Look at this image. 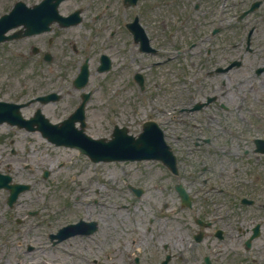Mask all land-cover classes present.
<instances>
[{"label":"flooded vegetation","instance_id":"af4514ba","mask_svg":"<svg viewBox=\"0 0 264 264\" xmlns=\"http://www.w3.org/2000/svg\"><path fill=\"white\" fill-rule=\"evenodd\" d=\"M221 1L78 0L63 12L69 15L82 4V22L75 23L77 17L67 26L55 21L50 30L43 31V70L79 69L86 58L93 68L102 63L113 66L121 58L128 68L144 52L163 57L169 67L177 36L191 39L193 46L211 39L212 46L192 52L199 69L218 76L215 85L197 80L198 101L203 107L215 104L231 110L232 104L254 96L257 80L264 86V79L256 77L264 73V47L214 45L230 27L234 37L248 27L241 22L225 26L218 15ZM254 1L262 12L255 17L254 32L264 38V0H249ZM85 48L90 52H84ZM46 52L66 56L67 62H46ZM188 185L192 195H210L215 201L209 204L203 198L196 207L157 208V214L167 218L155 224H108L116 228L101 232L104 240L77 243L71 260L61 264H264V178H192ZM41 210L37 208L38 215ZM97 231L78 234L88 237ZM43 236L41 230L36 244H43ZM0 264L24 261L0 250Z\"/></svg>","mask_w":264,"mask_h":264},{"label":"rangeland","instance_id":"374dc122","mask_svg":"<svg viewBox=\"0 0 264 264\" xmlns=\"http://www.w3.org/2000/svg\"><path fill=\"white\" fill-rule=\"evenodd\" d=\"M7 1L8 0H0V10L3 9ZM26 1L32 2L35 0ZM14 3L13 0L7 4V11L13 7ZM225 36L227 37L230 35L228 33ZM223 38L224 36L222 35V40L220 39L222 45L223 43L225 45H231L233 42H237L239 45V42L236 39ZM37 41L43 44V38L37 39ZM260 41L261 39L258 38L257 42ZM30 42V40H23L0 46V97L3 98L6 97L5 95L10 94L14 95L15 98L30 97L53 87L61 90L62 88L67 89L70 86L71 78L76 73V70L62 72L45 71V74H43V66H37L43 61L40 56L28 57L26 59L19 56L24 53V57H27L26 52L27 48L28 51L30 49L28 46ZM257 42H255V46L259 47ZM24 46L26 47L25 50ZM141 59L143 62L148 60V58L145 57ZM154 71L157 72L158 68L153 70L147 68L146 70L150 77L145 91L139 93V97L142 100L140 103H137L138 97L135 94L133 86L124 83L122 80L121 71L117 69L112 70L107 77L103 78L105 80L104 86L97 92L95 99L90 103L89 132L92 134L108 133L111 127V121L105 122L104 117L110 111L114 110L120 112L122 117H113L121 123L129 125L131 131L137 133L141 129L140 123L147 118L153 117L150 115L152 112L150 98L158 90L155 83V76H153ZM167 72L168 71L165 68L159 69L161 76L169 77L171 80V86L173 83L175 84L172 92L175 96L171 98L172 101L170 103V109L172 111L175 107L183 105L184 96L188 93L185 86L182 85L185 84L183 80L184 78H181L182 71L176 67V70L171 68L169 72ZM102 77L104 76L102 75ZM257 77L264 78V75ZM187 79L191 80L192 78L188 76ZM212 82L216 83V80L212 78ZM245 89H248V85ZM262 90L264 91V86L259 80H257L251 103H248V105L245 104L239 109L234 107L236 110L235 113L231 110L226 111L221 109V111H219L217 108L208 109L209 107L204 108L201 111L203 112L201 114L204 118H214L213 123H210L209 121H204L203 123L205 124L209 122L210 125L208 126L214 128L212 132L213 135L221 138L220 142L224 143L221 145L223 151H225L224 149H227L226 154H208V160L215 165L214 178H263L262 176H256L258 171L262 172L261 169L264 171V166L263 164L258 163L256 153L253 152L252 138L264 137V134L258 132L255 127L253 128L251 126L252 128H246L248 127L246 123H251L253 120L258 126L263 127L264 125V103L261 102V97L262 95L264 96V92ZM192 94L194 93L189 95ZM76 98V93L66 94L61 102L57 105L51 104L48 109L51 113H60L69 105V102ZM237 101L239 102L238 99ZM31 110L32 107H29V110L26 112L30 113ZM127 112H130V115L125 116L124 113ZM182 112L176 111L178 115L182 113L184 117H187L190 114L186 113V111ZM176 121L175 127L169 129V134L171 136L170 141L172 143L176 140L175 134L179 132V130L176 129L184 126V124L180 122V117L176 118ZM194 121L199 123L198 125L200 126L198 128H191L192 133L203 134L208 132L209 129L204 130L201 128L202 122L200 117L197 116V119H194ZM1 134L7 136L3 140H0L1 172H10L15 179L32 182L33 186L28 193L31 196L27 198L26 206L34 208L29 206L33 203V200L31 199L32 196H34L37 201L41 198L43 201V214H46V212L49 213L46 214V220H48L51 225L65 221L72 216L70 211L53 216V214H56V208L58 207L57 194L61 190L55 181L59 179L62 180L63 178H77V186H83L86 181H92L93 187H101L97 205H91L92 211H94V208H96V211L100 208H115V203L119 202L122 204L127 202L126 200L129 199L130 195L124 187H122V183L120 182L121 178H140L147 184L149 191L146 192L142 199L136 201L138 208L153 207L157 203L167 200V197H164L160 193L167 192V188L164 185L165 180L160 181V192H157L156 189H154V182L158 181V178H170L171 175L166 174L167 171L165 167L152 160L127 163L116 162L117 164L108 163L102 164L105 165V167L100 166L99 168L94 169L91 165L86 164L84 157L78 156L77 154L63 157L59 150L63 147H54L53 145L48 144L36 133H26L25 131L9 128L7 131L0 133V136ZM191 141V138L184 137L181 141L177 142L178 148H183V150L180 151L183 159L191 158L192 151L189 149ZM230 143H233V145L229 146ZM13 150L15 151L13 152ZM245 150L249 151L246 155L241 157ZM227 154L228 156H225ZM231 156L237 158V160L230 158ZM28 164H31V168H26ZM123 164H127V166H119ZM9 165H11V167H9ZM181 166V175L179 178H188V172L192 168L185 160L181 162ZM235 167L238 168L237 172L235 171L236 169H234ZM46 168H49L48 170L50 172V175L48 176L50 178L48 184L49 190L47 192H45L43 184L37 180V178L40 180L45 178L43 172ZM223 170L225 171L222 173ZM88 186L89 184H87V187ZM3 194L4 191L0 189V200ZM26 197L27 195H24L22 202ZM82 200L83 202H90L91 198L89 197V194L82 193ZM129 205L135 206L132 202H129ZM18 208H21V205H19L17 209ZM80 208L85 210L83 204ZM72 222L73 221L69 223ZM178 234L179 233L177 232L176 235L178 236ZM181 236H183V232ZM41 254L42 256L36 258H22L24 264H29L30 262H35V264H46V262H49L50 264H59V262L65 260L63 253L61 255H51L46 252H41Z\"/></svg>","mask_w":264,"mask_h":264},{"label":"water","instance_id":"95a60500","mask_svg":"<svg viewBox=\"0 0 264 264\" xmlns=\"http://www.w3.org/2000/svg\"><path fill=\"white\" fill-rule=\"evenodd\" d=\"M0 38L2 39L3 36L0 35ZM15 117H16V119H15L16 121L24 123L22 121L21 114L18 111L15 112ZM117 132L118 131L116 130L115 133H117ZM122 134L124 135L125 138H128L127 141L123 143L124 144L123 152L125 151V148H128L129 150L135 151V152L136 151L141 152V151H153V150H155L153 147L146 145L144 135L139 137L138 139L137 138L135 139L134 136L125 135L124 131ZM146 135H148V134H146ZM153 135L155 137V134H153ZM155 139H156V137H155ZM147 140H149V137H147ZM119 157H125V156H119Z\"/></svg>","mask_w":264,"mask_h":264},{"label":"bare ground","instance_id":"6f19581e","mask_svg":"<svg viewBox=\"0 0 264 264\" xmlns=\"http://www.w3.org/2000/svg\"><path fill=\"white\" fill-rule=\"evenodd\" d=\"M74 151H76V150H72L71 153H73ZM64 153H66V152H64ZM65 155H66V154H65Z\"/></svg>","mask_w":264,"mask_h":264}]
</instances>
